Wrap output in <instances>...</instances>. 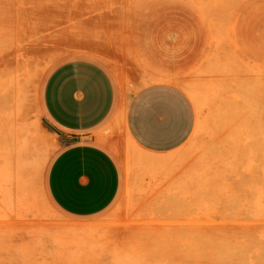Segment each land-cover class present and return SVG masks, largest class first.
Here are the masks:
<instances>
[{"label": "rangeland", "instance_id": "1", "mask_svg": "<svg viewBox=\"0 0 264 264\" xmlns=\"http://www.w3.org/2000/svg\"><path fill=\"white\" fill-rule=\"evenodd\" d=\"M126 1L108 17L123 30L77 31L0 0V264H264V0ZM28 21L38 29H12ZM73 57L126 84H175L197 112L174 173L128 141L119 196L84 221L45 189L58 143L41 89Z\"/></svg>", "mask_w": 264, "mask_h": 264}, {"label": "crops", "instance_id": "2", "mask_svg": "<svg viewBox=\"0 0 264 264\" xmlns=\"http://www.w3.org/2000/svg\"><path fill=\"white\" fill-rule=\"evenodd\" d=\"M126 2L14 0L12 14L61 15L65 20L61 30H123L122 25L111 27L108 17L125 14ZM46 20L43 29L48 30ZM35 24L18 22L12 29L37 30ZM95 24L107 26L94 28ZM117 78L85 57L63 60L45 75L41 120L58 143L47 167L45 189L70 219H90L117 199L128 141L155 157L158 174L168 168L174 173L195 136L196 107L182 88L166 81L126 84Z\"/></svg>", "mask_w": 264, "mask_h": 264}]
</instances>
